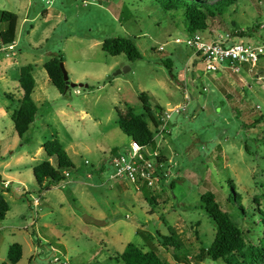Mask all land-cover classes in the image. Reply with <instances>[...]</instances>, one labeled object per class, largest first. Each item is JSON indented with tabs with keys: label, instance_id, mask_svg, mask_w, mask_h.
<instances>
[{
	"label": "rangeland",
	"instance_id": "obj_1",
	"mask_svg": "<svg viewBox=\"0 0 264 264\" xmlns=\"http://www.w3.org/2000/svg\"><path fill=\"white\" fill-rule=\"evenodd\" d=\"M4 10L16 19L13 47L0 48V193L9 206L0 219V263L8 246L19 243L17 264H123L117 256L133 243L176 264L171 252L155 237L148 244L138 228L152 236L173 234L192 264H225L198 259L215 233L200 204L205 191L215 193L246 240H256L258 225L235 213L227 199L236 192L248 212L253 198L264 209V50L254 66L238 72L206 71L190 47L174 42L187 36L182 11H166L157 0H0ZM252 28V36L238 35ZM6 29L0 22V32ZM226 34L261 45L264 0H236L224 14L209 17L202 32L206 39ZM113 36L131 38L140 58L103 51L102 42ZM58 53L69 80L86 87L63 94L50 82L43 65ZM22 66L32 68L30 97L37 112L19 136L11 115L22 95ZM142 92L154 115L155 105L169 114L161 134L141 109ZM130 108L153 132L149 149L165 158L164 184L145 193L114 177L110 164L111 150L128 147L118 118ZM52 138L74 169L38 193L33 168L44 160L54 164L43 148Z\"/></svg>",
	"mask_w": 264,
	"mask_h": 264
},
{
	"label": "trees",
	"instance_id": "obj_2",
	"mask_svg": "<svg viewBox=\"0 0 264 264\" xmlns=\"http://www.w3.org/2000/svg\"><path fill=\"white\" fill-rule=\"evenodd\" d=\"M161 3L164 10H181L185 18V27L187 34H194L206 31L208 28L209 17L222 15L227 12L229 5L236 0H157ZM16 17L9 11H0V22L7 24V29L0 32V48L7 44L12 45L14 41V24ZM235 25V23H234ZM237 29V27L235 25ZM259 27V25L255 26ZM254 29L239 31L240 37L252 36ZM101 49L110 55H118L124 53L129 60L140 58V53L136 48L134 41L129 37L113 36L105 39L101 44ZM63 58L61 54H56L53 58L46 61L43 65L50 82L60 92L65 94L69 88L65 89L62 72L59 63ZM163 63L170 69V61L165 60ZM31 66H22L19 71V86L22 90V95L18 99V107L11 115L14 124V129L19 136H22L33 123L37 106L31 99L30 94L34 87L35 81L32 76ZM7 98H11V94L7 93ZM139 100L141 109L148 114L149 120L153 128L158 127L161 121L162 107L154 106L156 115L152 113V106L149 102L148 95L144 92L140 93ZM118 126L121 131L129 137V140L137 141L141 146H150L154 144V136L152 130L149 129L147 120L142 116L132 112L129 109L127 117L118 118ZM44 151L48 158L55 157L54 164L48 160L38 163L33 168V176L37 185V192L49 190L51 187L63 181L66 176L65 172L70 173L74 169L67 153L60 145L57 138H52L44 142ZM115 149L110 153H114ZM160 161L164 162L165 158L160 155ZM165 176H161L158 183L164 184ZM170 187L173 186L171 182ZM148 187L141 186L140 189L145 193ZM233 191V190H232ZM234 193V194H233ZM27 202L29 207L30 200ZM231 199L232 202L229 200ZM255 207H251L248 212L241 204V198L236 192H232L227 201L235 208V213L240 216L248 217L253 224L258 225L256 240H246L241 228L232 219L230 211L223 208L215 193L205 191L200 195L201 208L211 219L214 224L215 233L213 240L208 247L202 248L199 252L198 259L202 261L204 258L212 260L221 259L225 264H264V209L258 207V202L253 198ZM9 206L2 194L0 193V219L5 217ZM136 233L149 244L153 237L168 251L171 252L176 264H192L188 262L187 254L180 253L178 250L179 241L176 236L162 234L156 231V235L152 236L142 229H136ZM177 248V249H176ZM22 256V247L19 243H12L8 246L6 260L0 264H17ZM117 260L123 264H169L162 260L159 255L153 250L143 251L133 243H127L122 252L117 256Z\"/></svg>",
	"mask_w": 264,
	"mask_h": 264
},
{
	"label": "built area",
	"instance_id": "obj_3",
	"mask_svg": "<svg viewBox=\"0 0 264 264\" xmlns=\"http://www.w3.org/2000/svg\"><path fill=\"white\" fill-rule=\"evenodd\" d=\"M208 39L200 33H194L187 34L185 38H175L174 42L190 47L194 57L203 62L205 70L209 72L225 69L238 72L243 65L254 66L264 50V42L255 45L241 39L232 40L228 34ZM12 47L9 45L7 49ZM159 50H162V46ZM168 117V112L164 111L161 115L162 123L155 128L156 134L165 130ZM159 158L160 153L157 150H150L149 146L143 147L137 141L129 140L124 151L110 153V164L115 170L114 177L126 179L139 188L152 187L159 182L161 176L167 175L163 168L164 163ZM68 175L65 172V176Z\"/></svg>",
	"mask_w": 264,
	"mask_h": 264
},
{
	"label": "water",
	"instance_id": "obj_4",
	"mask_svg": "<svg viewBox=\"0 0 264 264\" xmlns=\"http://www.w3.org/2000/svg\"><path fill=\"white\" fill-rule=\"evenodd\" d=\"M59 66H60V70L62 72V76H63V80L65 83V89L66 90L70 87H86L87 86V84L71 82L68 78L67 71H66L62 61H60Z\"/></svg>",
	"mask_w": 264,
	"mask_h": 264
},
{
	"label": "crops",
	"instance_id": "obj_5",
	"mask_svg": "<svg viewBox=\"0 0 264 264\" xmlns=\"http://www.w3.org/2000/svg\"><path fill=\"white\" fill-rule=\"evenodd\" d=\"M97 181H99L100 179L99 178H96ZM137 229V228H136Z\"/></svg>",
	"mask_w": 264,
	"mask_h": 264
}]
</instances>
